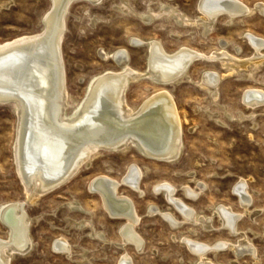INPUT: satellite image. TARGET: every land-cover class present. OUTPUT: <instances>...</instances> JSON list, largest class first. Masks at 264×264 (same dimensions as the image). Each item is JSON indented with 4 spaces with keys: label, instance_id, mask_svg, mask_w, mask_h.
I'll list each match as a JSON object with an SVG mask.
<instances>
[{
    "label": "rangeland",
    "instance_id": "rangeland-1",
    "mask_svg": "<svg viewBox=\"0 0 264 264\" xmlns=\"http://www.w3.org/2000/svg\"><path fill=\"white\" fill-rule=\"evenodd\" d=\"M103 1L98 5L88 0L74 1L66 14L67 31L62 52L67 88L75 107L84 101L96 76L107 70H119L113 61L101 58L100 50L111 52L125 48L129 51L131 66L140 71L146 69L148 50L132 46V38L159 40L168 51L187 46L203 53L220 50L219 42L225 40L230 44V53L238 55L235 47L240 48L238 57L242 59L254 54L245 39L246 33L264 39V15L260 13L238 18L233 23L224 16L211 33L205 35L200 23L181 27L173 19L162 16L147 25L140 18L160 13L164 5H171L198 21L203 18L197 8L198 0H128V11L118 8L120 0ZM238 1L250 7L258 2L264 3V0ZM51 5V0H0V42L40 32ZM223 68L220 63L197 62L190 70L191 80L181 79L167 87L146 80L132 84L127 95L130 105L135 108L163 88L174 95L184 130L182 155L175 162L168 163L149 159L134 148L115 153L102 151L90 167L84 166L58 190L34 203L27 202L25 208L33 219L31 234L35 248L25 258L14 257L13 264H119L126 255L133 264H196L198 259L183 243L184 237L214 245L223 240L236 242L237 237L222 227L217 215L213 217L211 231L191 223L175 229L161 216L149 215V206L155 205L173 213L177 220L184 218L162 195L155 194L154 187L160 183L177 187V198L195 208L201 216L210 217L214 215L215 207L223 204L232 207L235 213H243L234 193V187L242 179L253 195L251 212L261 213L253 218L245 213L238 224L258 248V262L252 257L237 259L227 251L210 253L208 257L218 264H264V107L251 110L242 101L246 89L264 90V62L232 75ZM205 69L225 76L217 101L207 89L200 87ZM244 73L253 76L244 78ZM243 114L249 117L242 118ZM16 132L14 103L0 105V208L26 198L15 165ZM132 165L142 170L140 191L144 193L140 195V191L124 184L119 192L133 200L142 217L137 225L138 234L145 240L142 252L130 244L122 249L119 247L123 243L119 229L126 221L108 215L100 196L90 190L92 180L100 175L122 181ZM198 183L204 187L203 194L193 200L185 194L183 187L197 188ZM74 202H78L87 213L72 210L69 205ZM86 220L93 223L92 226L79 228V224ZM92 230L103 234L108 243L91 238ZM9 234L0 219V237L6 239ZM61 237H66L72 246L70 257L53 248Z\"/></svg>",
    "mask_w": 264,
    "mask_h": 264
},
{
    "label": "bare ground",
    "instance_id": "bare-ground-1",
    "mask_svg": "<svg viewBox=\"0 0 264 264\" xmlns=\"http://www.w3.org/2000/svg\"><path fill=\"white\" fill-rule=\"evenodd\" d=\"M74 1L78 0H51L52 9L43 18L40 32L0 42V105H15L17 132L14 157L26 197L24 201L11 202L0 208V219L10 232L6 239L0 237V264H13L14 257L27 256L35 248L31 234L33 219L26 211L27 202L34 203L40 197L58 190L84 166L90 167L102 151L115 153L134 148L149 159L168 163L180 158L184 150V130L174 95L163 88L135 108L130 105L127 95L132 84L146 80L167 87L181 79L191 80L190 70L197 62L220 63L231 75L264 62V39L249 32L245 34V39L252 46L254 54L247 59L238 57L241 51L239 47H235L238 55L230 53V44L225 40L219 42L220 50L203 53L187 46L168 51L159 40L132 38V46L148 50L146 69L140 71L133 68L129 51L125 48L111 52L100 50L101 58L113 61L119 70H107L96 76L89 85L84 101L75 107V101L67 88L62 52L67 31L66 14ZM88 1L98 5L103 0ZM120 1L118 8L128 11V0ZM197 8L203 16L200 21L191 19L171 5H164L160 13L140 18L147 25L162 16L173 19L181 27L200 23L203 33L208 35L224 16L229 23H233L238 18L249 17L254 13L264 15L262 2L250 7L238 0H198ZM243 76L253 75L244 73ZM223 78L225 76L221 73L205 69L200 87L207 89L212 99L217 101ZM242 101L251 110L264 107V90L246 89ZM248 117L243 114L242 118ZM141 171L138 166L132 165L122 181L100 175L90 185V190L100 196L108 215L126 221L119 229L123 242L119 247L122 249L130 244L139 252L145 246V240L137 232L142 217L133 200L121 194L119 188L124 184L139 192ZM203 189L202 183H198L197 188L183 187L185 194L193 200L203 194ZM154 192L162 195L184 218L182 221L177 220L173 213L155 205L149 206V215L161 216L175 229L191 223L207 231L213 230V217L217 215L222 227L237 237L236 242L223 240L216 245L184 237L183 243L198 259L196 264H218L208 256L219 251L231 252L237 259L252 257L258 262V248L239 229L238 224L245 213H249L252 218L261 213L251 212L253 195L245 179L234 187L243 213H235L232 207L223 204L215 207L213 216H201L195 208L176 197L177 187L160 183L154 187ZM142 193L140 191V195ZM69 206L72 210L87 213L78 202ZM92 224L86 220L79 224V228L91 227ZM92 231L91 238L108 243L103 234ZM53 248L57 253L68 257L72 255V246L66 237L57 239ZM119 264L133 263L126 255Z\"/></svg>",
    "mask_w": 264,
    "mask_h": 264
}]
</instances>
